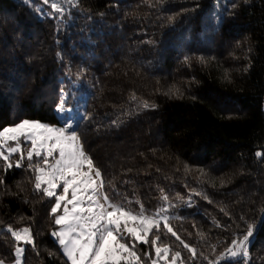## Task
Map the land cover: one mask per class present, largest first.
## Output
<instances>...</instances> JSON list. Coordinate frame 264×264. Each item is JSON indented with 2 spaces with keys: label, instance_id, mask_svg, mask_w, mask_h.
I'll return each mask as SVG.
<instances>
[{
  "label": "trees",
  "instance_id": "1",
  "mask_svg": "<svg viewBox=\"0 0 264 264\" xmlns=\"http://www.w3.org/2000/svg\"><path fill=\"white\" fill-rule=\"evenodd\" d=\"M61 96L83 106L74 130L106 192L135 212L163 211L195 250L161 221L157 246L170 253L159 264L175 251L183 264H245L218 258L249 226L248 264H264V0H73L60 12L0 0V130L25 118L60 125ZM29 147L21 168L0 158V261L22 246L21 264H70L51 235L55 200L34 191ZM9 227L29 228L34 246ZM136 251L142 264L157 259L150 243Z\"/></svg>",
  "mask_w": 264,
  "mask_h": 264
},
{
  "label": "snow or ice",
  "instance_id": "2",
  "mask_svg": "<svg viewBox=\"0 0 264 264\" xmlns=\"http://www.w3.org/2000/svg\"><path fill=\"white\" fill-rule=\"evenodd\" d=\"M63 3L72 4L73 0H63ZM51 7L55 12H60L61 0H54ZM66 103L61 96L57 102L58 114L66 111ZM143 107L154 105L145 102ZM71 129V124L52 127L40 121L24 119L0 130V158L6 169L23 167L25 150L21 147V141H30L31 147L26 151V159L28 168L35 174L34 191L55 200L50 216L59 228L51 235L55 238L54 242H58L67 261L70 264H142L136 245L150 243L157 257L151 264H158L159 259H166L170 253L169 246H157L161 221L167 233L195 254V250L170 227V218L163 211L155 216L146 215L141 205L139 211L135 212L125 204L116 202L115 193L109 195L106 192L102 171L85 152L77 132ZM9 142H14L15 146H10ZM16 153H20V159L13 165L11 157ZM256 155L261 157L264 153L257 152ZM34 157L39 158L35 164ZM58 188H62V192L58 193ZM162 198L168 199L167 196ZM61 209L62 214H58ZM261 223H264V215ZM153 229L157 230V234L149 240ZM7 232L16 242L23 241L25 245L34 246V237L29 228L14 230L9 227ZM254 234L255 229L249 226L242 238L233 239L226 249L228 258L240 257L248 264L249 246ZM125 235L132 238L131 244L125 242ZM24 252L23 247L15 248V264H21ZM180 258V251L172 252L170 264H183ZM224 259L221 256L218 261ZM0 264L3 262L0 261Z\"/></svg>",
  "mask_w": 264,
  "mask_h": 264
},
{
  "label": "rangeland",
  "instance_id": "3",
  "mask_svg": "<svg viewBox=\"0 0 264 264\" xmlns=\"http://www.w3.org/2000/svg\"><path fill=\"white\" fill-rule=\"evenodd\" d=\"M40 2H41V4H48V5H50V7H51V4L54 2V0H39ZM65 3H63V0H61V10H62V8H63V5H64ZM66 108V107H65ZM82 111H83V106H77V107H68V108H66V111L64 112V113H59L58 115H59V118H60V121H61V124L60 125H55V124H50V123H47V122H43V123H45V124H48L49 126H52V127H61V126H65L66 124H71L72 125V129L71 130H74V126H75V124H76V121H77V118L78 117H80L81 115H82ZM26 119V118H25ZM22 120H24V119H22ZM21 120V121H22ZM29 120H32V119H29ZM34 121H38V120H34ZM40 122H42V121H40ZM19 123V122H18ZM10 126H14V125H9V126H7V127H10ZM3 130V129H2ZM75 131V130H74ZM78 134V133H77ZM79 136V135H78ZM79 139H80V137H79ZM23 143L24 142H21V147H23ZM27 143H29L30 144V147H31V143H30V141L29 142H27ZM80 143L82 144V142H81V139H80ZM10 146H15V143L13 144V145H10ZM82 146H83V144H82ZM29 147V148H30ZM84 148V147H83ZM85 150V149H84ZM86 152V151H85ZM5 154H7V152H5ZM41 166H43V163H41ZM57 192L59 193V192H62V188H58L57 189ZM69 195H70V193H69ZM69 207H71L70 205H69ZM62 211L63 210H61V212L59 213V214H62ZM157 218H159V217H157ZM131 223V222H130ZM58 228H59V226L55 229V230H58ZM54 230V231H55ZM127 235H125V237H126ZM55 239V238H54ZM20 242H23V241H20ZM126 242V241H125ZM58 243V242H57ZM127 243V242H126ZM19 247H22V246H19ZM153 260V259H152ZM151 260V261H152ZM3 264H15V261H13V262H10V263H4L3 262Z\"/></svg>",
  "mask_w": 264,
  "mask_h": 264
},
{
  "label": "built area",
  "instance_id": "4",
  "mask_svg": "<svg viewBox=\"0 0 264 264\" xmlns=\"http://www.w3.org/2000/svg\"><path fill=\"white\" fill-rule=\"evenodd\" d=\"M222 256H224L225 259H228V253H227L226 251L223 253ZM238 259H242V260H244L243 258H240V257H238ZM158 264H159V263H158Z\"/></svg>",
  "mask_w": 264,
  "mask_h": 264
}]
</instances>
